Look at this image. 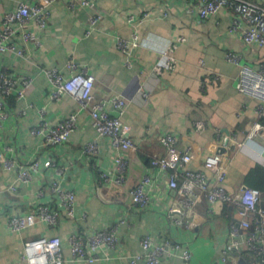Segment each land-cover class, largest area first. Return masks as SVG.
<instances>
[{
    "label": "crops",
    "instance_id": "0c3cea01",
    "mask_svg": "<svg viewBox=\"0 0 264 264\" xmlns=\"http://www.w3.org/2000/svg\"><path fill=\"white\" fill-rule=\"evenodd\" d=\"M23 1L44 2L0 0V28L5 14L16 11ZM83 1L59 0L50 6L46 29L28 26L40 44L24 42V30L20 29L17 42L25 56L0 54L1 70L30 80L20 83L23 98L14 93L6 99L5 109L11 117L0 132V153L21 163H61L65 167L64 187L77 196L78 217L69 219L62 214L55 226L39 222L14 232L9 222L14 215H26L41 204L60 211L49 190L58 176L52 168H41L33 173L31 182L24 183L15 171L1 168L0 264H25L26 243L43 237H60L66 264H81L72 258L70 237L80 231L88 241L89 235L112 229H116L119 244L99 249L100 259L94 264H126L131 256L144 253L141 242L147 235L157 242L170 239L184 244L192 252L187 264H232L224 261L229 232L227 204L218 202L211 209L204 200L191 212L182 206L178 189L170 187V171L152 166L151 161L155 154H166L160 143L162 135H174L178 147L193 154L189 167L206 170L212 185L217 177L204 163L220 154L228 173L226 189L234 193L245 185L258 188L264 203V160L258 156L264 140H248L249 129L259 119V101L237 89L241 65L259 68L264 62V46L247 44L242 31L230 30L235 14L229 9L201 18V0H98L104 17L87 35L90 10L82 6ZM248 1L264 6V0ZM71 4H75L74 9ZM242 25L248 27L245 21ZM119 39L131 43L127 51L120 48ZM169 47L176 60L175 69L170 71L164 55ZM230 52L241 56L239 63L227 59ZM69 61L95 76L97 99L119 97L126 101L121 117L130 125L137 149H117L110 138L98 137L90 113L72 95L52 97L53 88L44 69L59 68L70 77ZM157 65H162L165 73L156 74ZM23 110L26 114L20 115ZM73 112H78V129L65 144H47L42 137L31 135L30 129L38 122L46 119L55 124ZM110 112L121 114L113 106ZM235 134L245 142L236 151L225 143ZM97 137L100 154L85 156L82 148ZM120 154L130 161L128 182L108 183L102 172L115 177V159ZM147 174L153 176L148 189L151 202L142 209L134 206L130 191ZM183 180L180 176L178 181L182 184ZM12 185L17 186V192L9 191ZM174 208H182V213L175 214L182 225L173 224L170 211ZM84 214L86 218H82ZM188 218L195 219L197 225L187 228L184 222ZM180 255L173 253L162 264H183Z\"/></svg>",
    "mask_w": 264,
    "mask_h": 264
},
{
    "label": "built area",
    "instance_id": "2783aa9c",
    "mask_svg": "<svg viewBox=\"0 0 264 264\" xmlns=\"http://www.w3.org/2000/svg\"><path fill=\"white\" fill-rule=\"evenodd\" d=\"M57 1L59 0H44L42 3L23 1L16 11L6 13L0 28V54H7L10 57L25 56V51L19 49L17 42L20 39L18 35H21L20 29L24 30L21 35L24 42L40 44L38 35L33 29H28V26L36 24L38 28L46 29L51 18L50 6ZM82 6L90 10L89 28L87 30V35H90L104 16L98 8V0H84ZM71 8L74 9L75 4H71ZM222 9H229L235 14L230 26L232 32L242 31L247 44L264 46V6L248 0H201L199 15L203 19H208ZM242 21H245L248 27L244 28ZM118 44L123 51H127L131 45L125 39H119ZM171 52L172 47L164 51V55L168 58V71L174 70L176 67V60ZM227 59L233 63H239L241 56L230 52L227 54ZM68 66L72 70L70 77H66L59 68L44 69V73L53 88L52 97L60 99L64 94L72 95L90 113L98 137L110 138L113 146L117 149L124 151L137 149L135 141L130 136L131 127L121 117L126 107V101L119 97L97 99L94 93L95 76L89 73L87 69H79L75 61H69ZM155 73H165V68L162 65H157ZM21 82L28 84L30 80L17 78L0 69V132L4 131L6 123L11 117L5 109L6 99L14 93L19 98L25 96L24 90L20 88ZM237 89L239 92L250 95L259 101L257 109L259 119L249 129L248 140L254 142L259 138L264 140V62L257 69L248 65H241ZM110 106L117 108L121 112L120 116H113L110 112ZM42 111L46 112L44 109ZM24 114H26L25 110L20 115ZM77 129L78 112H73L55 124L44 119L33 126L30 133L33 136L42 137L47 144L63 145ZM98 137L84 145L82 153L85 156L92 158L100 154L101 147ZM160 143L166 149V154H155L151 161L152 166L170 171L169 185L173 189H178L182 196L181 201L184 208L194 212L197 210L198 203L204 200L208 202L211 209L218 202L227 204L229 232L224 261L232 264H264L262 191L245 185L234 193L229 192L224 185L228 175L225 158L220 154L208 157L204 163V167L214 172L217 177V183L212 185L206 170H195L189 167L193 160V154L190 149L181 150L174 135H162ZM225 143L227 147L231 146L234 151L240 150L245 145V142L241 141L236 134L227 137ZM7 149L13 150L10 146H7ZM258 156L264 160V144ZM1 168L15 171L18 179L24 183L31 182L34 179L33 173L41 168H52L58 176L50 184L49 190L58 200L60 211L55 210L50 205L41 204L26 215H14L9 221L10 228L14 232L35 226L39 222L55 226L62 214L69 219H78L76 193L64 187L62 180L65 167L57 160H34L21 163L0 153ZM129 170V159L120 154L115 159L116 176H111L109 172L103 171L102 178L108 183L125 184L128 182ZM180 176L184 177L182 184L178 181ZM152 182L153 176L147 174L131 189L130 195L134 206L142 209L149 206L151 196L148 189ZM9 191L17 192L18 188L12 185ZM40 195L43 193L40 192ZM176 213H182V208H174L170 211L173 224L182 225L183 222L175 217ZM82 218H86V214ZM184 225L187 228H192L197 225V221L188 218ZM118 244L119 238L116 229L91 234L88 241L84 240L80 231L70 237L72 258L81 264H94L100 259L99 249L104 246L116 247ZM141 246L144 253L131 256L126 264H139L142 260H145L146 264H162L165 258L179 252L183 264H187L192 258V252L188 247L170 239L157 242L154 237L147 235L142 239ZM23 257L25 264H66L67 261L63 240L60 237H43L28 241ZM242 259L245 260L244 263L241 262Z\"/></svg>",
    "mask_w": 264,
    "mask_h": 264
},
{
    "label": "water",
    "instance_id": "95a60500",
    "mask_svg": "<svg viewBox=\"0 0 264 264\" xmlns=\"http://www.w3.org/2000/svg\"><path fill=\"white\" fill-rule=\"evenodd\" d=\"M241 262H242V263H244V262H245V260H244V259H242V260H241Z\"/></svg>",
    "mask_w": 264,
    "mask_h": 264
}]
</instances>
